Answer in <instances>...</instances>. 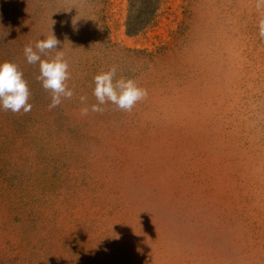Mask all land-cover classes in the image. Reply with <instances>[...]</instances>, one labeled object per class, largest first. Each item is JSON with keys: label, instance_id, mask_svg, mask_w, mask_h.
Instances as JSON below:
<instances>
[{"label": "rangeland", "instance_id": "1", "mask_svg": "<svg viewBox=\"0 0 264 264\" xmlns=\"http://www.w3.org/2000/svg\"><path fill=\"white\" fill-rule=\"evenodd\" d=\"M99 7L110 49L68 16L57 49L74 96L50 110L23 49L51 35L55 9L89 4L0 0V63L18 65L32 104L0 109V264H264V6L159 0L136 35L127 0ZM102 59L147 90L131 112L91 111L76 78Z\"/></svg>", "mask_w": 264, "mask_h": 264}, {"label": "clouds", "instance_id": "2", "mask_svg": "<svg viewBox=\"0 0 264 264\" xmlns=\"http://www.w3.org/2000/svg\"><path fill=\"white\" fill-rule=\"evenodd\" d=\"M264 6V0H257V8ZM54 23V21H53ZM259 37L264 39V17L259 20ZM60 41L51 31V35L37 39L34 46L28 44L23 53L27 63L39 65V75L36 77L41 82L45 91L50 93L51 102L49 109L58 107L64 99H72L74 91L68 87L70 79L69 64L62 51H57ZM56 51L50 59H42L48 53ZM117 69L112 66L107 71H102L94 76L93 95L97 103L91 105V111L102 113L105 104L111 103L118 110L131 112L135 105L147 97V90L140 87L133 79L121 76L116 78ZM30 90L17 64L5 61L0 63V109L12 113H29L32 104L29 103ZM81 103L86 102V97H80ZM89 108L81 109V115L86 116Z\"/></svg>", "mask_w": 264, "mask_h": 264}, {"label": "trees", "instance_id": "3", "mask_svg": "<svg viewBox=\"0 0 264 264\" xmlns=\"http://www.w3.org/2000/svg\"><path fill=\"white\" fill-rule=\"evenodd\" d=\"M89 4L88 9L79 10L72 13L70 9L66 12V9H55L52 12V19H49V27H51L52 33L58 40L68 41V36H70L68 23H72L73 19L69 18L70 14L77 19L76 22H79V32L80 35L84 37V33L91 32L95 34V40L103 44L105 49H110V41L107 38V27L105 24V11L99 4H102L104 0H85ZM159 0H127V9L124 20V28L127 35H136L143 31L155 18L156 11L158 9ZM35 16V15H34ZM40 16V15H39ZM39 16L37 18H39ZM64 17V18H63ZM69 20V21H66ZM54 21V23H53ZM73 25V24H71ZM85 38V37H84ZM57 51H59L57 49ZM136 54L145 53L144 50L136 51ZM56 55V51H52L47 56V59H50ZM121 58L128 59L131 57L129 55V50L124 49V52L121 54ZM137 55V56H139ZM146 55H151L146 53ZM141 57V56H139ZM96 68L93 67H84L79 70L77 80L79 87L89 89L93 93L95 84L94 76L102 71H107L112 66H115L116 63H124V60L121 62H113L111 60L102 59ZM104 62V63H103ZM117 65V64H116ZM38 69V68H37ZM117 69L116 78L120 69Z\"/></svg>", "mask_w": 264, "mask_h": 264}]
</instances>
